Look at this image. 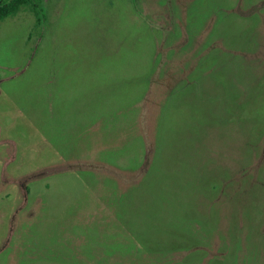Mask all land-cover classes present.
<instances>
[{
	"label": "rangeland",
	"instance_id": "374dc122",
	"mask_svg": "<svg viewBox=\"0 0 264 264\" xmlns=\"http://www.w3.org/2000/svg\"><path fill=\"white\" fill-rule=\"evenodd\" d=\"M0 18V264H264V0H37Z\"/></svg>",
	"mask_w": 264,
	"mask_h": 264
},
{
	"label": "trees",
	"instance_id": "16d2710c",
	"mask_svg": "<svg viewBox=\"0 0 264 264\" xmlns=\"http://www.w3.org/2000/svg\"><path fill=\"white\" fill-rule=\"evenodd\" d=\"M32 1L35 11L39 12V3L37 0H12L7 5L0 7V18L5 17L8 14L14 13L21 4Z\"/></svg>",
	"mask_w": 264,
	"mask_h": 264
},
{
	"label": "flooded vegetation",
	"instance_id": "af4514ba",
	"mask_svg": "<svg viewBox=\"0 0 264 264\" xmlns=\"http://www.w3.org/2000/svg\"><path fill=\"white\" fill-rule=\"evenodd\" d=\"M12 0H0V7L7 5L8 3H10Z\"/></svg>",
	"mask_w": 264,
	"mask_h": 264
}]
</instances>
